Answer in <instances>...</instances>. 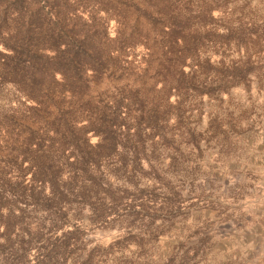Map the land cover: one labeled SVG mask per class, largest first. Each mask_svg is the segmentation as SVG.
Wrapping results in <instances>:
<instances>
[{
    "label": "trees",
    "instance_id": "1",
    "mask_svg": "<svg viewBox=\"0 0 264 264\" xmlns=\"http://www.w3.org/2000/svg\"><path fill=\"white\" fill-rule=\"evenodd\" d=\"M243 1L0 0V264H208L203 239L159 245L183 213L165 176L198 142L161 94L211 98L260 69ZM83 225L118 233L88 247Z\"/></svg>",
    "mask_w": 264,
    "mask_h": 264
},
{
    "label": "rangeland",
    "instance_id": "2",
    "mask_svg": "<svg viewBox=\"0 0 264 264\" xmlns=\"http://www.w3.org/2000/svg\"><path fill=\"white\" fill-rule=\"evenodd\" d=\"M258 2L260 7L245 6V11L248 18L263 22L264 0ZM220 23L212 26L220 27ZM239 53L234 48L223 54L213 52L210 62L236 61ZM143 55L142 49L127 54L137 62ZM260 66L239 86L216 92L211 98L198 96L202 106L193 114L200 118L204 132L196 137L195 151L183 154L181 172L165 176L179 191L183 213L161 238L162 250L198 247L203 239L208 264H264V63ZM174 96L171 104L175 106L178 100L173 103ZM165 156L163 153L160 162L164 158L166 166ZM82 231L84 244L104 248L118 233L117 227L103 230L86 225ZM195 263L204 264L199 257Z\"/></svg>",
    "mask_w": 264,
    "mask_h": 264
},
{
    "label": "water",
    "instance_id": "3",
    "mask_svg": "<svg viewBox=\"0 0 264 264\" xmlns=\"http://www.w3.org/2000/svg\"><path fill=\"white\" fill-rule=\"evenodd\" d=\"M245 6L260 7V2L258 0H244ZM204 62L209 63L213 51L208 47L200 48ZM211 63V62H210ZM99 88V86H96ZM162 102L167 106L169 112L177 110L179 114L184 119L185 126L187 129L193 133L196 137H201L203 135V128L201 126V120L197 115H194L195 110L201 109L202 102L196 95H188L184 100L180 101L177 105H171L168 102L169 92H163L161 94Z\"/></svg>",
    "mask_w": 264,
    "mask_h": 264
}]
</instances>
